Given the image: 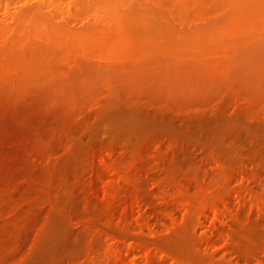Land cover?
Instances as JSON below:
<instances>
[{"label":"rangeland","instance_id":"obj_1","mask_svg":"<svg viewBox=\"0 0 264 264\" xmlns=\"http://www.w3.org/2000/svg\"><path fill=\"white\" fill-rule=\"evenodd\" d=\"M227 2L118 7L64 55L0 29V264H264V0Z\"/></svg>","mask_w":264,"mask_h":264},{"label":"bare ground","instance_id":"obj_2","mask_svg":"<svg viewBox=\"0 0 264 264\" xmlns=\"http://www.w3.org/2000/svg\"><path fill=\"white\" fill-rule=\"evenodd\" d=\"M230 1H232V0H230ZM19 2H21V4ZM224 2H226V0H66V1L65 0H0V8H1V10L4 8L3 9L4 10L3 15H1V13H0V21H1L0 24L2 25L0 27V29H2L3 33L6 34V40L10 39V40H8L9 43H11V40H12V43L11 44L8 43L7 45H5L4 49L1 47L3 50H6L5 52L2 49H0V50H2L4 52L3 54H5V55H9L11 53L10 51H14V55L15 54L17 55L18 51H19L18 55H21V54L23 55V53L21 52V50H22L21 49V45L23 44V41L25 42L26 40L28 41V42L26 41V43H25L26 46H24L25 44L23 45V49L25 48V51L22 50V51H24V53L26 52L25 55H28V54L31 53L30 49L31 50L34 49L33 52H34L35 55L36 54L38 55V53H40L39 52L40 49H42V51L43 50L47 51L49 49V51H47L48 53L51 50V52H54V54H60V52H62L64 49H66L65 47L63 48V45H64V43L66 44L68 41H69L67 43L68 46H71V47H79L80 46L81 47V46H83V44L82 45H80V44L78 45V42L84 36L79 37V41H78V36H80V35H77L78 33L79 34L81 33V35H82V33H84V31L87 30V29H89V31H90V28H94L95 26H99L100 27L102 25H105L104 23L107 20V18H109V16L112 15V14L110 15V13H112L114 11L113 9H115V10L118 9L119 10V8H121L124 11V9L126 7L130 8L131 5L132 6L135 5V7L137 6V8H138L139 5L141 6L144 3L145 5H143V6L149 5L156 12H157V10H159L158 12H160V11L166 10V8H172V10L170 9L171 11L169 10L170 13H171V14L169 13V15H172V16L174 15L173 17H175V19H177L176 21L181 20V21H185V22L188 21V23H190V22L192 23V22L196 21V19L199 20L202 17H206V16L208 17L207 14H209L210 11H212V12L216 11L215 13H217L218 10L223 9V7H222L223 5L222 4ZM228 2H229V0H228ZM227 3H226V5H227ZM3 4H4V6H3ZM11 4L14 5L12 7L15 9V12H11L10 11V8H12ZM16 4L19 5V8L17 6L15 7ZM226 5H224V8H227ZM233 5H234V3H233ZM112 6H114V7H112ZM120 6H122V7H120ZM135 7H133V8H135ZM129 8L128 9L126 8L127 10L125 9L126 12L129 10ZM234 9H237V8H234ZM131 10H134V9H131ZM115 13H118V12L116 11ZM123 13H125V11ZM82 16H83V18H81ZM177 17H179V18H177ZM80 18H81V20L82 19H87L89 21L88 24L85 27H83V28H79L77 26L76 22H75V21H78ZM82 22H84V21H82ZM185 22H182V23L185 25ZM179 23L181 24L180 21H179ZM107 24H109V23H107ZM186 25H188V24H186ZM191 26L192 27L190 29L194 28L195 24L192 23ZM188 27H189V25H188ZM101 29L103 30L105 28L101 27ZM95 31H98V30H95ZM95 31L93 30L92 32L94 33ZM195 31H196V29H195ZM0 32H1V30H0ZM92 32H91V34H92ZM73 34H75L74 38L77 35V40L74 39V41H72V43H74L75 40H76L77 43L76 42L75 43L77 45L75 43H74L75 46H74V44L73 45L70 44L71 43L70 40H64L65 42H63L62 39L68 38V37H70ZM20 41H22V43ZM16 42H18L17 43L18 45L16 44L17 46L14 45ZM59 43H61V45L63 44L62 45V49L60 48L62 51L61 50H57ZM18 46L20 47L21 50H19V48H17ZM36 46L38 48H36ZM41 46L44 49L41 48ZM34 47L38 51H35ZM26 48H27V50H26ZM154 48H156V47H154ZM169 48H170V46H169ZM193 48H195V47H193ZM67 50H69V49H67ZM44 51H43L42 55L44 53H45L44 55H47V52H44ZM57 51L58 52L60 51V52L58 53ZM65 51L66 50H64V52H62L61 55L62 54L64 55ZM8 52H10V53L7 54ZM36 52H38V53H36ZM90 52H91V50H90ZM83 53H84V55L87 54L86 51L85 52L83 51ZM50 54L51 53H49V55ZM71 54H72V52H71ZM84 55H83L84 60H86V57ZM38 57H40V56H38ZM66 57H67V55H65L64 59H66ZM40 58L42 59L43 57H40ZM93 58L95 59V57L91 56L89 58L90 60L87 59V62L89 60V63L91 61L90 64H92V62H94V61H92V60H94ZM74 59H73V61H74ZM96 59H97V57H96ZM96 59H95V61H96ZM98 59H100V58H98ZM98 59H97V61L100 63L101 59L100 60H98ZM43 60H45V59H43ZM78 61H82V60L78 58ZM78 61H76V62L78 63ZM98 62H94V64L96 65ZM101 62H103V60H101ZM105 62H103V63H105ZM107 62H109V61H107ZM82 63L85 64V62H83V61H82ZM82 63L80 62V64H82ZM99 63H98L99 66H100V64H103V63H100V64ZM84 64H82V65H84ZM106 64H108V63H105V65ZM108 65H110V63ZM114 65H118V64H114ZM119 65L116 67V69L118 67H120ZM140 65L141 64H139V66ZM93 66L88 65V68L87 67L86 68L89 70V68L93 67ZM83 68H85V67H83ZM112 68L114 69L115 67H112ZM92 69L93 68H90V70H92ZM130 69H132V68H130ZM111 70L112 69H109V71H111ZM99 71L101 72L100 69H99ZM106 71H107V69H106ZM114 71H116V70L114 69ZM235 72L236 71H234V73ZM85 73H87V72H85ZM230 75H232V74H230ZM96 76H98L97 78L99 79V75L97 74ZM21 137H25V135L22 134ZM5 144H6L5 143V139L1 136V133H0V153L5 150Z\"/></svg>","mask_w":264,"mask_h":264}]
</instances>
